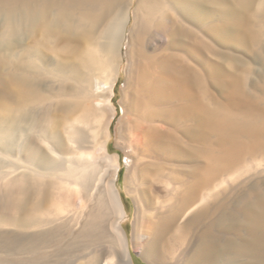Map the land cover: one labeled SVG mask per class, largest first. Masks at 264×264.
I'll return each mask as SVG.
<instances>
[{
  "label": "bare ground",
  "instance_id": "6f19581e",
  "mask_svg": "<svg viewBox=\"0 0 264 264\" xmlns=\"http://www.w3.org/2000/svg\"><path fill=\"white\" fill-rule=\"evenodd\" d=\"M218 1L0 0L1 52L15 49L22 37H35L39 30L47 38L40 41L37 48L24 52L27 56L24 55L23 65L18 64V70L9 75V82H4L8 94L3 95H9L11 103L6 104L9 107L0 119V152L5 153L4 159L8 158L6 163L3 161L8 170H0V180L19 179L23 186L17 199L0 198V210H17L20 216L15 222L35 230L23 235L0 231V250L24 252L21 264H60L50 255L68 247L74 264H84L81 262L83 258L87 259V264H134L124 227L128 214L117 186L121 162L119 154H111L109 150L112 138L109 127L117 113L112 100L116 83L124 71V108L115 132L117 138L122 137L121 143L124 142V146L121 145L127 159L125 183L136 204L132 239L140 246L141 256L150 264H233L230 261L233 257L243 255L245 259L239 264H264V202L256 200L251 205L246 199L247 220L243 223H246L249 235L237 243L229 235L219 234L220 227L226 230L233 225L237 214L230 212L233 211L230 206H227L230 211L228 208L217 211V183L215 187L210 184V189L203 190L204 185L216 177L213 175L220 165L233 162L243 150H254L250 148L251 144L254 146L264 140V102L245 89L241 78L243 81H237L231 92L232 100L241 112H226L224 107L221 108L224 111L220 108L207 110L204 103L199 104L201 109L197 106L202 101L199 97L201 89L199 94L195 90L201 88L202 75H197L196 67L194 71L182 64L179 67L175 63L178 58L175 60V55H170L172 52L154 57L146 50L150 49L149 43L153 41L150 39L157 35L155 31L159 26L161 34L158 33L160 37L165 36L166 46L183 39L190 40L194 49L189 45L185 47L191 48L193 53H198L202 47L205 49L207 44H203L199 24L202 26L208 17L211 18L215 9L220 10L216 8ZM255 1L256 10L251 12ZM236 2L239 8L232 10L231 18L228 17L231 25L233 23L242 32L243 38L261 42L264 0ZM205 24L203 26L207 27ZM44 49L54 50L60 56L51 69L39 63L46 55ZM36 55L42 57L41 60ZM191 55L194 57L195 53ZM75 58L78 60L74 61ZM2 59L3 52L0 61ZM48 76L56 84L46 90L43 79ZM191 93L199 95L198 103H194L196 98L193 99ZM156 105L159 106L157 110ZM195 107L197 113L194 115L192 109ZM191 110L197 119L194 120L197 122L195 126L202 124L214 131L223 147L218 151H203L196 144L199 147L195 149L189 169L184 162L187 152H183V146L175 149L178 141L172 135L173 131L168 132L169 128L165 129L167 132L162 131V124L157 122L162 127L159 126L160 131L156 123L148 119L158 111L164 119L174 117V114H188L189 118ZM201 111L205 113L203 118ZM199 127L194 130L198 138L202 133ZM158 151L164 160L177 162L175 177H172L175 182L164 176L166 171L165 174L161 172L164 175H160V179L156 177L157 183L151 179L153 174L165 170L170 164L158 160ZM199 155L206 156L209 161L204 172L196 158ZM12 174L13 177L9 178ZM51 182L69 195L75 194L79 199L77 207L69 209L66 204L57 202L51 215H37L47 200V186ZM153 198L157 206H153L151 212L148 207ZM147 211L151 214L147 215ZM64 212L70 216L67 214L62 219ZM71 221L78 227H71ZM175 227L179 234L190 229L192 233L185 235L191 237L182 239L181 244L178 242V247L174 244L176 249L170 243L171 250H174L168 257L163 253L166 249L161 246L171 241ZM64 236L66 242L59 246ZM49 246L55 247L50 251L36 252Z\"/></svg>",
  "mask_w": 264,
  "mask_h": 264
},
{
  "label": "rangeland",
  "instance_id": "374dc122",
  "mask_svg": "<svg viewBox=\"0 0 264 264\" xmlns=\"http://www.w3.org/2000/svg\"><path fill=\"white\" fill-rule=\"evenodd\" d=\"M226 1H227V4H226ZM219 2L222 4H220ZM255 2L256 3H253V5L255 4V6L253 8H251V12H254L256 10L255 8H256L257 1H255ZM217 4L218 5H216V8L220 9V10L217 11L215 9V12L213 13L214 15L211 18L208 17L205 20L204 24L202 23L203 25H206L205 23H207V27H208V25H209V27L207 28L206 26H203V25H202L203 26L202 27L199 24L200 28L199 27L198 28L199 29L202 28L201 31H203V32H200V35L203 34V36H201L203 44L204 45L207 44V45L206 46L203 45L205 47V49L202 47L203 51H202V48H201V51L198 50L199 51L198 53H200V54L194 52L195 56L194 55L193 56L195 58L192 57V55H191L194 53L191 52L192 51L191 50L192 44L190 43V40H188L189 41V43H188V41L186 42L183 39H180V42H179V39H178V41H176V43H174L173 45L171 44V46L170 45L166 46L168 44L166 43L167 40L165 39V36L161 35V37H160V34H161L159 32L160 26L158 28H156V29H158L155 31V34H157V35L153 34L154 35L153 38L150 39V42L153 40L151 43H149L150 49L147 47L148 49H146V50H148L147 53L152 54L150 56H154V57L155 56L157 57V55H159V54H160L159 56H162L161 54H164V53L170 54V52H172L170 55H172V54H173V56L175 55L176 57L174 56V59L177 60V58H178L177 61H179L180 64L177 63V61L175 62L174 59H172V60H174V62L176 64H178L179 67L182 64V66H184L186 68L189 67V70L192 69L194 71L196 69V71L198 70L200 72V73L197 72V75H199V76L202 75V76H200L201 77V88L196 89V87H192V86L191 87L196 89L195 92H197V93L201 89L200 93H202V94L198 93L200 96L196 95L197 96L196 97L194 94H197V93H195L194 90L191 88V90L194 92V94L191 93V95L194 96L193 99L196 98V101L194 99V103H198V98L199 97L201 98L202 101H199V103L197 104V106H199L201 109H202V107L200 105H203V104H200V103H204L205 105H203V106L205 108H207V110L208 109H214V108L217 110L218 108H220L219 110H221V111L225 110L226 112H230V113H233V112L239 113L241 111L235 105L234 101L232 100L231 92H232V89L236 83H238L239 81H243V80H241V78L244 79V81H245V83L243 81V85L245 86V89L248 90L249 92H252L251 94L253 96L258 95V100L264 102L263 101L264 100V98H263L264 97V85H263V83H264L263 82L264 81L263 80L264 79V76H263V74H264V35L262 37L263 40L261 39L262 40L261 42L260 41H253V40H251V41H253V42H251L249 38H245V37L243 38L242 32H240L239 29L236 28V26L233 23L231 25L232 21H229V18H231L230 12L232 10H234L235 8H237V9L239 8V5L237 4L236 0H224V1L220 0L217 2ZM235 6H237V7H235ZM223 11H225V12H223ZM226 12H228L227 15L224 14ZM217 17L220 21L217 19ZM214 19H217V21H219V22H217ZM228 21H229V23H228ZM262 23H263L262 29L264 30V22H262ZM216 25H219V26L216 27ZM130 26H131V24L128 25L129 28H130ZM173 26H174V24H173ZM215 27L217 28L218 34H216L217 31L215 30ZM213 29L215 30V32ZM222 29H224V30H222ZM231 29H233L234 32ZM39 31L37 32L35 37H31V38L22 37L21 41L19 42V46H17L18 45L17 44L16 45L17 47L15 46V49L12 48V50H10L12 52L14 51L13 53L12 52L10 53V51H6L7 49L5 51L2 49L3 50L2 51L3 52V59H2V61H0V119L6 113V109L9 107V106H7V105H9L8 102L11 103V101L8 100V99H10L9 95L6 96L7 98L5 97V95L8 93L6 92V89L4 88V87L7 88L6 81L8 80V82H9V78H10L9 75L11 73H15L18 70V64L23 65L24 61L26 60L24 55H26V53L29 51L28 49L33 50L34 48H37V46H38L37 44L40 43V41L47 39L46 36L44 35V33H42V31H40V32ZM212 32H213V34H212ZM221 32H223V33H221ZM238 32H240L241 35H239ZM42 35H44V37ZM212 35H214V36H212ZM161 40H163V41H161ZM162 42H164V44ZM256 42H257V44H256ZM181 43H182V45H181ZM193 43H194V41H193ZM194 44H196V43H194ZM194 44H193V46H194ZM28 45H31V46L28 47ZM164 45H165V47H163ZM185 45L186 46L189 45V47H191V48L189 49V47H185ZM210 45H211V47H209ZM86 46L87 45L85 44L84 45L85 48L83 47L84 50L86 49ZM26 48H27V50H26ZM165 48H166V50H165ZM45 49H44V52L46 55L43 58L46 61H44L43 59L41 60L42 57H40L38 55H36V56H38L37 58H39L41 60V62L39 61L41 66H43L44 68L47 67V69H51L55 65V62H57L60 59V56L54 50L51 51V50L47 49V51H45ZM192 49H194V48H192ZM48 50H49V52H48ZM211 50L213 52H211ZM2 52L0 51V56H2ZM24 52H26V53H24ZM4 53H6V54H4ZM169 54H167V55L169 56ZM196 54L200 57H198ZM12 55H13V57H11ZM167 55H165V56H167ZM196 56H197V59H196ZM170 57H172V56H170ZM9 58H11L10 59L11 62L8 60ZM199 58H201V59H199ZM76 59L78 60V58H75L74 61H77ZM37 61H38V59H37ZM42 61H44L43 65H42ZM184 61H186V62H184ZM14 62L16 65H14ZM12 63H13V65H12ZM44 65H47V66H44ZM178 65H176V66H178ZM189 65L191 66V68ZM198 65H199V67H198ZM194 67H196V68L193 69ZM125 77H126V74L123 71L120 75V78L118 79V81L116 83L115 92H114V96H113V100H112V102L116 108L117 113H116V116L113 119V121L111 122L110 127H109L111 134H112V138L109 142V150H110L111 154L112 153L113 154L118 153L119 154V160L121 162V169H120L119 175H118L117 186L120 190L121 197H122V200H123V203L125 206V210L128 214L126 221H124V227H125V230H126L128 237H129L130 254L133 258L134 264H150L149 261H147L146 259H144L141 256L140 246L137 243L133 242V239H132V226H133V222L135 221V216H136V204L132 198V195L128 192V190L126 188V183H125L127 159H126V156L124 154L123 147H122V145L124 146V144H123L124 142L121 143V141L123 140L122 137L117 138L116 132H115L118 130L117 128H118V123L120 122L119 121V118L121 117L120 115L123 114V108H124L123 87H124V84L126 81ZM261 77H263V78H261ZM4 82L6 84H4ZM43 83H44V85H47V86L43 85V88L46 90H48L49 86L56 84L55 82L50 81L49 76L47 78L43 79ZM191 90H189V91H191ZM3 93L5 95H3ZM262 94H263V97H262ZM157 106L158 105L154 106V107H156V110H157ZM223 107H224V110L221 109ZM235 107L237 109H235ZM158 109H159V106H158ZM192 110H193V113L195 115L197 113L196 107L193 108ZM192 110L190 113L191 116L189 114V118L187 117L188 114H186L185 116L183 114H181L183 119L180 117L181 116L180 114L179 115L174 114V115H172L174 117L164 119V118H162L159 111L158 112L156 111L158 114L154 113L153 115H155V116L152 115L153 119L151 118V115H150V119L152 121L150 119H148L149 122L154 123V124L156 123L155 125L158 126L157 129H160V127H161L160 125L162 124V127H163V128L161 127L163 129L162 131H164V132L173 131L171 133H172V135H175V137H176L175 139L178 141L175 143V147H176L175 149H180L183 146L182 147L183 152H185V153L187 152V154L184 153L185 154L184 162L189 169H191V163H192V161H190V160L194 159L195 149L197 147L200 146L201 149H203V151H206V150L218 151L219 148L223 147V143H221L218 140L217 135L215 136L216 133L213 130H212L213 132H211L210 129H208L206 126L204 127L202 124H200L198 126H200L202 130L205 129L206 132H205V130L200 131V132H202V133H200L201 138H200V136L198 138L195 135L196 133L194 130L196 129L195 127H198V126H195V125H197V122H195L194 120H197V119H196V116L194 117V115L192 114ZM203 111L205 112V110H203ZM203 111H201V114L199 113L202 116V118L205 114V113H203ZM159 114H160V116H159ZM175 115L179 116V117L175 118ZM173 118H174V120L176 119L178 121L175 122L176 120L174 121ZM162 120H165V121H162ZM166 120L170 121V122L168 121L169 124L167 127H166V125H167ZM153 121H155V122H153ZM157 122L160 125L157 124ZM122 125H123V123L121 122L120 126H122ZM200 127H199V129H200ZM166 128L167 129L169 128L171 130H167ZM119 129H121V128H119ZM165 129L167 131H165ZM209 130H210V132H209ZM160 131H161V129H160ZM205 133H206V135H205ZM202 134H204L203 137H202ZM186 135L189 137H187ZM245 138L246 137H244V139ZM182 140H184V142ZM179 142H181V145L179 144ZM196 144H198L199 146H197ZM255 144H256V146H255ZM255 144H253L255 147L251 146L252 144L250 145V148L251 147L255 148L254 150L249 149L247 151L245 150V152L243 150V152H241L240 155L237 156L239 158L236 157L235 158L236 160L234 159L233 162H230V163L225 164V165H220V167H218L215 174L213 175V176H216L215 177L216 180H213L215 178L212 176L213 177L211 179L212 183L209 181V184L204 185L206 188L203 187V190L204 189L207 190L208 185L210 186V184H212L211 187H213V186L215 187L217 185L215 187V188H218V190L216 189L218 192V196H217L218 197L217 198L218 205H217V207L218 206L220 207V208L219 207L217 208V211L221 212L224 210H228L229 208L227 206H230V207H232L231 209L233 211H230L231 209H229V211L237 214V215L235 214L236 216L234 215L235 221L232 222L233 225H230V227L228 228L230 231L228 229H226V230L223 229L224 227L222 226V224H221L222 227H220L221 229L219 228V230H220L219 234H221V236L229 235V237H231L232 240L234 239V241L237 243L239 241H240L239 243L243 242L247 238V236L249 235V229L246 226V223H243V222H246V220H247V216H246V214H247V212H246L247 202L249 201L248 204H251V205H253L256 200H258L259 203L264 202V190H263L264 189V145H262V144H264V140L259 141ZM246 148H249V147H246ZM219 150H221V149H219ZM2 153L0 152V160H1V164H2L0 170H2V172H3V169H4V171L8 170L7 167L6 168L4 167L5 163H6L5 161L8 158L4 159L5 153H3V154ZM156 156L159 157V158L157 157L158 160H164V158H161L162 157L161 151L160 152L158 151ZM196 158H197V161H199L198 163H200L201 166H203V168H204V169L202 168L203 172L206 171L209 167V161H208L207 157L206 156L204 157V155L200 157V155H199ZM205 159H207V161ZM164 161H167L166 162L167 164L170 163V164H168L169 167H168V165L166 166V163H164L165 165L163 164L164 166L167 167V168L165 167L167 170L165 169V170L159 171L160 174L157 172V173H155L156 175L153 174L152 178H151V176L149 178L155 179V181H156V179L159 178L160 175L165 174L164 173L165 171L167 174H165L164 176L170 177L171 180H172V177H175V173H174V172H176L175 171L176 170L175 164L177 162H174V161L170 162L169 160H164ZM172 163H173V165H171ZM223 166H225V167H223ZM161 172H163L164 174H162ZM205 174H206V172H205ZM13 175L14 174H12L8 177L12 178ZM2 180H4V179L0 180V198H2V199H7V198L17 199L18 197H20V190H21V187L23 186L22 181H20L19 179H16L14 181L10 180L12 182H10L9 179H5L4 181H2ZM47 181H50V180L47 179ZM172 181H174V180H172ZM155 183H157V181ZM208 188L210 189V187H208ZM47 189H48L47 200H46L42 210L40 212H36L37 215H40V214H42L43 216L44 215L45 216L51 215V213H52L51 211L53 210L55 205L60 203V202L63 204H66V206L69 209L77 207V203H78L79 199L77 196H75V194H72L73 196L69 195L67 192H65V190H63L62 188H58V186L52 182L50 183V185L47 186ZM169 189H171V187ZM62 191H63V193H62ZM257 193L259 195H257ZM261 196H263V198H261ZM246 199L248 201H246ZM150 200L151 201L153 200V203H150V205H149L150 208L148 207V210L153 212L154 208L157 205L154 202L155 201L154 198L150 199ZM69 202H71V204H72L71 206H70ZM79 204H78V206H79ZM153 206H155V207H153ZM223 207H225V209ZM226 208H228V209H226ZM69 213L71 214V211ZM69 213L64 212L63 214H61V218L62 219L65 218L67 214L70 216ZM147 213H146L147 215L151 214V213H149V211H147ZM19 216H20V213L15 209H11V210L9 209L6 211L0 210V231L8 232L12 235H17V234L23 235L24 233L31 232V231L35 230L34 228H24L21 224L15 222L17 217H19ZM236 219H238L237 221H239V222L241 221V222L240 223L237 222ZM70 226L73 228L76 227L75 224L73 223V221L70 222ZM77 227H78V225H77ZM174 229H175L174 234L171 233L174 235V236L171 235V237L174 239L172 240V238H171V241L168 240L166 243L162 244V246H161V247H163L162 249H166V250H163V253H165L168 257H171L173 250L179 246L178 242H180V244H181V241L184 242V240H182V239H184L186 237L185 235H187L188 233L191 235V233H192V231L190 229V230H188L189 232H187V233L185 232V234L184 233L179 234V232L176 230V227ZM236 229H238V231ZM177 234H178L179 238L176 237ZM181 235H184V236H181ZM190 237L187 236L185 238V240H187V238H190ZM238 237H240V238H238ZM176 238H177V240L179 239V241L176 242ZM66 239H67V237L64 236V238L61 240V243L59 244V246H63L64 243L66 242ZM170 243H172L171 245H172V248H174L173 250H171L172 248H171ZM177 243H178V246L176 245ZM54 247L55 246H49L46 248L42 247L40 249H37L36 252L44 251V250L50 251V250L54 249ZM169 252H170V254H169ZM24 255H25V253L21 252V251H11L10 252V250H0V264H21V258ZM72 255L73 254L68 247V248H66L65 251L60 250L57 253L50 255V258L59 262L60 264H74L73 263L74 257ZM232 259L230 261L231 262L233 261L232 262L233 264H239L240 262H242L245 259V257H243V255H236ZM81 262H83L84 264H87V259L83 258L81 260ZM234 262H236V263H234Z\"/></svg>",
  "mask_w": 264,
  "mask_h": 264
}]
</instances>
